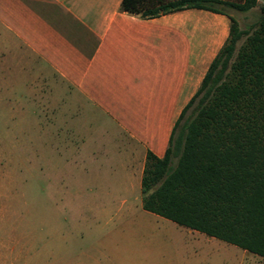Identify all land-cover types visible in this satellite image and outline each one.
I'll use <instances>...</instances> for the list:
<instances>
[{
  "label": "crops",
  "instance_id": "obj_1",
  "mask_svg": "<svg viewBox=\"0 0 264 264\" xmlns=\"http://www.w3.org/2000/svg\"><path fill=\"white\" fill-rule=\"evenodd\" d=\"M122 2L0 0V82L19 72L50 76L54 89L68 92L63 105L77 114L72 122L86 141L70 149L67 163L85 162L87 133L99 122L95 129L110 146L91 150L86 182L76 180L102 204L96 221L108 216L117 226L137 216V233L186 231L198 246L222 249V240L144 210L142 179L147 155L164 158L183 110L229 39L230 17L186 9L143 19L123 11ZM3 248L10 256L3 264H24V246ZM156 248L162 264H190L181 249Z\"/></svg>",
  "mask_w": 264,
  "mask_h": 264
},
{
  "label": "rangeland",
  "instance_id": "obj_2",
  "mask_svg": "<svg viewBox=\"0 0 264 264\" xmlns=\"http://www.w3.org/2000/svg\"><path fill=\"white\" fill-rule=\"evenodd\" d=\"M263 4L264 0H258L246 12L218 6L236 20L241 31L235 55L258 28ZM53 82L54 77H23L20 72L3 76L0 82V264L10 260L3 246L13 244L24 246V264H55L59 259L62 264H162L156 251L162 245L170 254L183 250V259L190 264H264V258L222 241V249L208 243L198 246L186 231L137 233V216L117 226L108 216L96 221L94 213L102 204L90 200L86 186H78L76 180L86 182L87 172L82 169L90 162L91 150L110 143L95 129L99 122H93L85 162L67 163L70 149L83 146L86 139L72 122L77 114L63 105L68 103V92L54 89ZM196 105L181 126L195 117ZM177 162L173 158L171 168ZM188 236L191 240H186Z\"/></svg>",
  "mask_w": 264,
  "mask_h": 264
},
{
  "label": "trees",
  "instance_id": "obj_3",
  "mask_svg": "<svg viewBox=\"0 0 264 264\" xmlns=\"http://www.w3.org/2000/svg\"><path fill=\"white\" fill-rule=\"evenodd\" d=\"M257 4L123 0L121 9L143 19L186 9L230 17L229 39L183 110L164 158L147 155L143 209L264 258V4L258 28L236 55L241 31L218 7L246 12ZM195 104L197 114L181 126Z\"/></svg>",
  "mask_w": 264,
  "mask_h": 264
}]
</instances>
